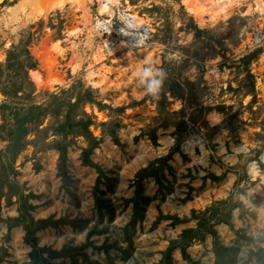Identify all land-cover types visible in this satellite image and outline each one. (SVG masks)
<instances>
[{
  "label": "rangeland",
  "instance_id": "1",
  "mask_svg": "<svg viewBox=\"0 0 264 264\" xmlns=\"http://www.w3.org/2000/svg\"><path fill=\"white\" fill-rule=\"evenodd\" d=\"M24 1L0 4V65L24 40L47 83L30 72L39 103L77 82L74 101L91 88L105 107H85L89 163L83 137L64 158L35 144L8 156L0 139V264H264V214L238 200L252 190L264 205L260 0L218 19L184 0H66L30 20L9 12ZM145 60L168 74L158 97L138 86ZM7 76L0 87L15 85Z\"/></svg>",
  "mask_w": 264,
  "mask_h": 264
},
{
  "label": "trees",
  "instance_id": "2",
  "mask_svg": "<svg viewBox=\"0 0 264 264\" xmlns=\"http://www.w3.org/2000/svg\"><path fill=\"white\" fill-rule=\"evenodd\" d=\"M191 22L189 29L195 31L196 34L201 33L194 20ZM19 48H26L25 54L16 55L15 52ZM15 65H21L22 68L12 70ZM37 68L38 63L32 57L28 50V43L24 40L18 46L13 45L12 50L8 52L6 64L0 65V77L7 72L8 79L15 81L13 86L0 87L6 98L0 105L2 113L0 139H5L8 142L7 155L15 157L26 150L30 144H35L37 148L41 147V149H57L64 158L67 146L63 145L68 138L83 137L89 144V147L84 151L83 159L85 163H89V153L98 147L99 142L91 132L94 121L85 107L88 104L105 107L99 101L98 92L91 88L85 93L79 91L74 101V92L80 90L75 82L70 89H62L58 94H51L49 96L50 103L41 104L38 102L36 85L30 78V72ZM15 100H20L21 104L18 105ZM47 121H51V123L45 127ZM50 133L55 137V140L47 142L45 139H49L47 136ZM32 134H35L37 139L29 141L28 137ZM39 136H46V138L39 140Z\"/></svg>",
  "mask_w": 264,
  "mask_h": 264
},
{
  "label": "bare ground",
  "instance_id": "3",
  "mask_svg": "<svg viewBox=\"0 0 264 264\" xmlns=\"http://www.w3.org/2000/svg\"><path fill=\"white\" fill-rule=\"evenodd\" d=\"M6 0H0V4H3ZM40 0H27L20 3L18 6L9 9V12L12 14H19L22 13L25 15L26 20H30L32 18H36L39 13L46 12L49 10V4H57L63 5L65 4L66 0H50L46 1L42 4L39 9H35L32 11L28 10L29 4L35 3ZM187 4L188 9L195 15L199 17H205V15L212 16L213 19H218L222 15H227L231 8H233L235 2L237 0H184ZM84 2V1H83ZM38 5V4H37ZM36 5V6H37ZM34 6V5H33ZM32 6V7H33ZM258 7H264V0L258 1ZM34 8V7H33ZM31 75L33 80L38 84L39 87H45L47 85L46 81L44 80L43 76L38 73L37 71H32Z\"/></svg>",
  "mask_w": 264,
  "mask_h": 264
},
{
  "label": "clouds",
  "instance_id": "4",
  "mask_svg": "<svg viewBox=\"0 0 264 264\" xmlns=\"http://www.w3.org/2000/svg\"><path fill=\"white\" fill-rule=\"evenodd\" d=\"M133 26L134 25H130ZM121 32L125 35L124 30ZM132 45L134 47H140L145 45L146 41L149 39L147 32L142 35H134ZM167 72L161 67H157L151 60H145L141 64H138L135 68V76L137 78L138 86L142 89L143 94L152 97H158L161 90L164 87L165 81L167 79ZM253 192L249 190L245 193H240L238 195V200L251 211L257 213L258 215L264 214V205L257 204L252 199Z\"/></svg>",
  "mask_w": 264,
  "mask_h": 264
}]
</instances>
